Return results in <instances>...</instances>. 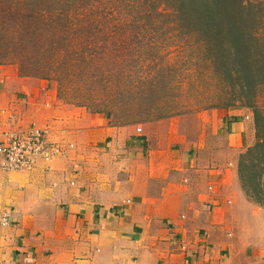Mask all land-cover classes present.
Segmentation results:
<instances>
[{"label":"crops","instance_id":"0c3cea01","mask_svg":"<svg viewBox=\"0 0 264 264\" xmlns=\"http://www.w3.org/2000/svg\"><path fill=\"white\" fill-rule=\"evenodd\" d=\"M211 112L229 151L250 143L244 109ZM32 125L64 152L31 171L0 169V264H264V208L234 163L201 164L175 136L136 151L128 129L0 66V142Z\"/></svg>","mask_w":264,"mask_h":264},{"label":"trees","instance_id":"16d2710c","mask_svg":"<svg viewBox=\"0 0 264 264\" xmlns=\"http://www.w3.org/2000/svg\"><path fill=\"white\" fill-rule=\"evenodd\" d=\"M14 8L6 9L30 32L22 38L28 51L19 59L20 76L56 81L59 98L68 95L71 104L105 113L112 126L119 125L112 122L111 105L120 93L113 88L110 97L116 101L91 109L73 102L84 96L79 82L129 81L122 125L179 114L159 101L180 93L184 72L198 83V96L213 87L211 101H197L202 109L245 106L242 94L251 89L247 97L254 100L264 88V0H23ZM170 48L176 58L164 61ZM133 49L138 58L128 60ZM107 55L119 69H101L110 61ZM122 64L133 66V72L120 71ZM247 106L258 112L250 101ZM256 138L239 155L237 174L245 194L264 208V138L259 133Z\"/></svg>","mask_w":264,"mask_h":264},{"label":"rangeland","instance_id":"374dc122","mask_svg":"<svg viewBox=\"0 0 264 264\" xmlns=\"http://www.w3.org/2000/svg\"><path fill=\"white\" fill-rule=\"evenodd\" d=\"M23 2V0H0V66L7 67L13 71H16L19 75V59L24 57V53L28 51L26 47H23L22 38L28 37L29 38V26L24 24L12 11H7V7L9 6L11 10H15L14 4L16 2ZM122 54L123 51L120 50ZM119 55V52H118ZM137 52L135 49L132 50L131 55L128 56V60L137 59L136 57ZM110 61H107L102 66V70H105L106 67H113L116 68L117 65L115 63V57L107 55ZM164 61L168 57L171 61L172 59L176 58V50L174 48H170L169 52L165 51ZM167 56V57H166ZM155 59L158 61V57L152 58L148 57L146 60ZM117 62V61H116ZM118 63V62H117ZM120 64V63H119ZM120 71L123 72H133V66L130 64H122ZM120 65H118L119 67ZM117 67V68H118ZM119 69V68H118ZM124 69V70H122ZM36 78V77H33ZM40 79V78H37ZM44 80V79H42ZM119 78L113 79L111 81V85L106 84L102 81L100 84L91 83L90 81L85 84L79 85L81 86L82 90L80 92L83 98L73 100V102L82 103L84 102L87 106H90L91 109L94 105H100L103 107V104L112 103L111 101H116L115 98H111L110 94H113L114 90L120 93V96L116 102L111 106H115L116 109L112 111L113 117V124L119 123L117 127H124L129 130L127 133L130 143L134 146L136 151L141 152L142 147L145 146L147 149L149 145L154 144L157 145H165L169 144L168 139L170 140L171 137H180L184 138L185 143H183L188 149H191L192 154L191 156L198 159L201 164H220L222 162H227L228 165L230 162L235 164L237 169V163L239 161V155L247 150L248 147H252L256 141V133H259L260 138H264V88L259 87L257 90L256 95L253 98H248L247 95H251L253 90H247V95L244 93L243 101L245 106L235 107L244 109L249 114V133H250V143H243L241 149L238 151H229L227 147V142L225 140V135L220 137L219 135H212L215 129L217 128L216 125L212 122V116L210 115L211 110L214 109H223L225 107L219 108H208L202 109L197 105V101H205L203 97H209L208 101H211L210 92H213V87L211 90L209 89V93L202 92L200 96L197 94V90H194L195 85L198 86L197 82H192L193 77L191 72H184L180 78V93H170L169 95L172 97L167 98H160L159 104H163V102L167 103L171 109L177 108L179 114L174 116H169L167 118L158 119V120H150V121H137V123H133L128 121V124H120L121 122L125 121L123 114L127 108H125L122 103L124 96L127 93V85L129 86V81H118ZM130 80H133V75ZM48 81V80H46ZM50 85L53 86L58 99H60L64 104L73 106V107H80L84 109L88 113H99V112H91L88 107L85 106H76L68 102L67 96L65 95L64 98H59L57 94V84L56 81H48ZM195 84V85H194ZM215 83H212L213 85ZM116 85V86H115ZM207 87V85H205ZM200 87V86H199ZM70 96V95H69ZM72 101V100H71ZM253 103L259 112V116L256 113L255 107L247 106L248 102ZM256 101V102H254ZM204 103V102H203ZM131 106V105H130ZM230 109V108H227ZM181 111V112H180ZM103 116H106L105 113H99ZM210 118V119H208ZM108 119V118H107ZM208 119V120H207ZM109 121V120H108ZM259 122V125L256 123ZM110 123V122H109ZM139 129V130H138ZM217 133H224L223 128L222 131H218ZM203 135H206L204 138ZM258 137V136H257ZM199 142L203 145V148L198 150ZM182 145V144H181ZM180 148L179 146H177ZM144 151V150H143ZM143 159L140 157L139 160L134 158L135 167H140L142 165Z\"/></svg>","mask_w":264,"mask_h":264},{"label":"built area","instance_id":"2783aa9c","mask_svg":"<svg viewBox=\"0 0 264 264\" xmlns=\"http://www.w3.org/2000/svg\"><path fill=\"white\" fill-rule=\"evenodd\" d=\"M10 123L14 114L9 115ZM139 130V129H138ZM4 140L0 142V169L3 171H31L38 162L49 163L64 150L60 145L48 141L47 130L29 126L25 129H9L4 132ZM210 209V205H206ZM9 215L0 219V225L9 223ZM185 249V244H179Z\"/></svg>","mask_w":264,"mask_h":264}]
</instances>
